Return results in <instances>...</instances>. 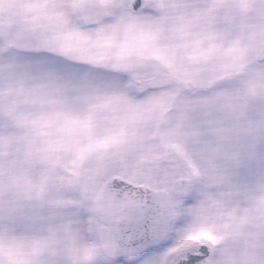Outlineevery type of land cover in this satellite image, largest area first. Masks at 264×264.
Masks as SVG:
<instances>
[{"label":"snow or ice","instance_id":"6c2138e0","mask_svg":"<svg viewBox=\"0 0 264 264\" xmlns=\"http://www.w3.org/2000/svg\"><path fill=\"white\" fill-rule=\"evenodd\" d=\"M0 264H264V0H0Z\"/></svg>","mask_w":264,"mask_h":264}]
</instances>
